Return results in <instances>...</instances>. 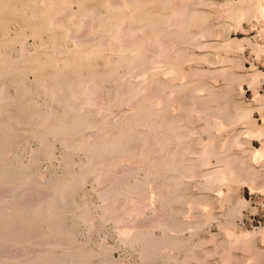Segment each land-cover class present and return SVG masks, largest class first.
<instances>
[{"label":"rangeland","instance_id":"obj_1","mask_svg":"<svg viewBox=\"0 0 264 264\" xmlns=\"http://www.w3.org/2000/svg\"><path fill=\"white\" fill-rule=\"evenodd\" d=\"M128 1L0 0V264H264V0ZM122 22L135 42L127 51L113 43ZM103 39L110 43L102 47ZM158 39L170 56L156 65ZM92 80L101 91L88 103ZM160 86L173 102L155 103ZM205 112L215 116L209 124ZM2 119L10 120L5 127ZM212 119L225 127H213ZM173 120L183 129L164 126L169 140L160 142L159 126ZM200 143L216 150L209 164ZM174 154L185 157L182 164ZM224 156L233 177L222 173L223 182H210L207 172L229 164L222 165ZM187 165L198 175L182 177ZM10 188L20 197L13 199Z\"/></svg>","mask_w":264,"mask_h":264},{"label":"bare ground","instance_id":"obj_2","mask_svg":"<svg viewBox=\"0 0 264 264\" xmlns=\"http://www.w3.org/2000/svg\"><path fill=\"white\" fill-rule=\"evenodd\" d=\"M129 1H130V0H129ZM129 1H128V2H129ZM176 1H177V0H176ZM185 1H186V0H185ZM190 1H191V0H190ZM199 1H200V0H199ZM203 1H204V0H203ZM261 1H262V0H261ZM115 2H116V1H115ZM115 2H114V3H115ZM186 2H188V1H186ZM191 2H192V1H191ZM42 3H43V2H42ZM42 3H41V4H42ZM119 3H120V2H119ZM44 4H45V3H44ZM52 4H53V3H52ZM55 4H56V3H55ZM69 4H70V3H69ZM127 4H128V3H127ZM180 4H182V3H180ZM190 4H191V3H190ZM190 4H189V5H190ZM258 4H259V3H258ZM66 5H67V4H66ZM111 5H113V3H111ZM172 5H173V4H172ZM184 5H185V4H183V6H184ZM108 6H109V5H108ZM119 6H120V5H119ZM186 6H187V5H186ZM180 7H181V6H180ZM180 7L177 9V10H179V12L182 11V10L180 11ZM260 7H261V6H260ZM181 8H183V7H181ZM184 8H185V6H184ZM172 9H173V8H172ZM186 9L188 10V8H186ZM189 9H190V8H189ZM242 9H243V8H242ZM177 10H176V11H177ZM238 10H239V9H238ZM177 12H178V11H177ZM179 12H178V13H179ZM239 12H241V11H239ZM242 12H243V11H242ZM92 13H93V12H92ZM174 13H175V12H174ZM185 13H186V12H184V14H185ZM65 14H66V13H65ZM181 14H182V13H181ZM66 15H67V14H66ZM96 15H97V13H96ZM174 15L176 16V14H174ZM182 15H183V14H182ZM236 15H237V14H236ZM90 16H91V15H90ZM177 16L180 17V14L177 15ZM183 16H184V15H183ZM183 16H181V17H183ZM185 16H186V15H185ZM185 16H184V17H185ZM247 16H248V15H247ZM133 17H134V16H133ZM179 17H176V18H179ZM176 18H175V19H176ZM91 19H92V18H91ZM175 19H174V20H175ZM181 19H182V18H181ZM186 19H187V18H186ZM238 19H239V18H238ZM61 20H62V19H61ZM73 20H74V19H73ZM76 20H77V19H76ZM87 20H88V19H87ZM182 20H183V19H182ZM54 21H55V20H54ZM54 21H53V23H54ZM170 21H171V20H170ZM172 21H173V19H172ZM175 21H176V20H175ZM177 21H178V19H177ZM183 21H185V20H183ZM183 21H182V22H183ZM72 22H73V21H72ZM83 22H84V21H83ZM173 22H174V21H173ZM185 22H186V21H185ZM176 23H178V22H176ZM51 24H52V23H51ZM171 24H172V23H171ZM171 24H170V25H171ZM178 24H179V23H178ZM126 25H127V24H126ZM126 25H125V26H126ZM168 25H169V24H168ZM168 25H167V26H168ZM172 25H173V24H172ZM81 26H82V25H81ZM123 26H124V22L119 23V24H117V25L115 26V27H116L115 29H116V32H117V33L115 34V38L113 37V38H114V42H113V43H119V44L122 43L123 45L121 44V46H124V47H121V50H123V51H127V50H129V48L132 46V45H131V42H132V44H133V43L135 44V42L132 41V40H133V37H132V40H129V39H131L130 36H129V39L126 38V36H125V34H124L125 30H123L124 32L122 31V29L125 28V27L123 28ZM177 26H178V25H177ZM194 26H196V24H194ZM86 27H87V24H86ZM126 27H127V26H126ZM180 27H181V26H180ZM180 27H179V28H180ZM168 28H169V27H168ZM170 28H171V27H170ZM181 28H182V27H181ZM194 28H195V27H194ZM125 29H126V28H125ZM176 29H177V27H176ZM155 30H156V29H155ZM199 30H200V29H199ZM84 31H85V30H84ZM147 31H148V30H147ZM80 32H82V31H80ZM86 32H87V30H86ZM162 32H163V31H162ZM83 33H84V32H83ZM204 34H205V33H204ZM87 35H88V34H87ZM138 35H139V34H138ZM88 36H89V35H88ZM133 36H134V35H133ZM163 36H164V35H163ZM197 36H198V35H197ZM199 36H200V35H199ZM203 36H204V35H203ZM127 37H128V36H127ZM135 37H136V36H135ZM159 37H161V36H159ZM204 37H205V36H204ZM72 38H74V37H72ZM81 38H83V37H81ZM136 38H138V37H136ZM136 38H134V39H136ZM193 38H194V37H193ZM196 38H197V37L195 36V39H196ZM206 38H207V37H206ZM212 38H213V37H212ZM78 39H79L78 42L82 44V41H83V40H80V38H78ZM88 39H89V38H88ZM88 39H87V41H89ZM104 39H105V38H104ZM104 39L102 40L103 43H104V44H102V47H103V45L105 46V43H106V45H107V41H106V40H108V39H106L105 42H104ZM142 39H143V38H142ZM156 39H157V38H156ZM156 39H155V40H156ZM160 39L163 40L164 38L162 37V38H160ZM170 39H172V38H170ZM198 39H199V38H198ZM209 39H210V38H209ZM75 40H77V36L75 37ZM139 40H140V39H139ZM214 40H215V39H214ZM85 41H86V39H85ZM90 41H91V39H90ZM102 41H101V42H102ZM108 41H109L108 43H110V40H108ZM130 41H131V42H130ZM156 41H157V40H156ZM160 41H161V40H160ZM160 41H159V39H158V42H160ZM165 41H166V40L164 39V41H163L164 44H166ZM173 41H174V40H173ZM193 41H194V39H193ZM198 41H199V40H198ZM78 42H77V43H78ZM93 42H94V41H93ZM143 42H144V41H143ZM166 42H168V40H167ZM174 42H175V41H174ZM176 42H177V41H176ZM85 43H86V42H85ZM156 43H157V42H156ZM177 43H178V42H177ZM225 43H226V42H225ZM74 44H75V43H74ZM83 44H84V41H83ZM88 44H89V43H88ZM136 44H137V43H136ZM160 44H161L160 49L162 48V50H160L161 53H157V54H159V55H158V57H155V58L153 59L154 61H153L152 63H155V64H156L157 61L160 60V62H161V60H163V59L165 60V59H167V57L170 56V54H169V56H168V54H167V51H168L167 48H168V47H167V48H166V47H163V46H162V44H163L162 42H160V43L158 44V46H159ZM164 44H163V45H164ZM167 44H168V43H167ZM167 44H166V45H167ZM191 44L193 45V43H191ZM195 44H196V43H195ZM198 44H199V43H198ZM98 45H99V44H98ZM111 45H112V44H111ZM128 45H131V46H128ZM139 45H140V44H139ZM188 45H189V44H188ZM127 46H128V47H127ZM133 46H134V45H133ZM133 46H132V47H133ZM110 47H111V46H110ZM212 47H213V46H212ZM140 48H141V47H140ZM198 48H199V47H198ZM209 49H210V48H209ZM94 50H95V49H94ZM78 51H79V50H78ZM80 51H82V50H80ZM123 51H122V52H123ZM136 51H137V50H136ZM141 51L143 52L142 49H141ZM145 51H146V50H145ZM145 51H144V52H145ZM76 52H77V51H76ZM82 52L84 53V49H83ZM82 52H81V53H82ZM94 52H95V51H94ZM98 52H99V51H98ZM98 52H97V53H98ZM106 52H107V51H106ZM138 52H139V54L142 53V52H140V50H138ZM138 52H137V53H138ZM144 52H143V53H144ZM177 52H179V51H177ZM181 52H182V51H181ZM22 53H25V52H22ZM22 53H21V54H22ZM70 53H71V52H70ZM73 53H75V52H73ZM79 53H80V52H79ZM81 53H80V54H81ZM83 53H82V54H83ZM85 53H86V50H85ZM101 53H102V52H101ZM120 53H121V52H120ZM133 53H135V52H133ZM147 53H148V52H147ZM90 54H91V53H90ZM98 54H100V53H98ZM102 54H103V53H102ZM124 54H125V53H124ZM174 54H175V53H174ZM176 54H177V53H176ZM193 54H194V53H193ZM142 55H143V54H142ZM142 55L140 54V56H142ZM178 55H179V54H178ZM180 55H181V54H180ZM125 56H126V55H125ZM132 56H133V55H132ZM204 56H205V55H204ZM52 57H53V56H52ZM144 57H145V56H144ZM202 57H203V56H202ZM112 58H113V57H112ZM144 59H145V58H144ZM168 59H169V58H168ZM170 59H171V58H170ZM196 59H197V58H196ZM202 59H203V58H202ZM120 60H121V59H120ZM164 60H163V62H166V61H164ZM180 60H181V59H180ZM204 60H205V59H204ZM206 60H207V59H206ZM206 60H205V61H206ZM209 60H210V59H209ZM108 61H109V60H108ZM110 61H113V60L111 59ZM151 61H152V60H151ZM151 61H150V62H151ZM202 61H203V60H202ZM205 61H204V62H205ZM117 62H118V61H117ZM168 62H169V61H167V63H168ZM175 62H176V61H175ZM212 62H213V61H212ZM216 62H217V61H216ZM173 63H174V61H173ZM173 63H172V64H173ZM189 63H190V62H189ZM117 64H119V63H117ZM169 64H170V63H169ZM169 64H168V65H169ZM135 65H136V63H135ZM151 65H153V64H151ZM156 65H157V64H156ZM171 67H172V66H171ZM162 68H163V67H162ZM157 69H158V67H157ZM159 69H161V68H159ZM174 69H175V68H174ZM176 70H177V69H176ZM136 71H137V70H136ZM156 71H157V70H156ZM163 71H164V70H163ZM189 71H190V70H189ZM150 72H152V71H150ZM158 72H159V71H158ZM161 72H162V70H161ZM179 72H180V71H179ZM219 72H220V71H219ZM26 73H27V71H26ZM170 73H173V71H171ZM177 73H178V72H177ZM132 74H134V73L132 72ZM146 74H147V73H146ZM156 74H157V72H156ZM165 74H166V73H165ZM167 74H168V73H167ZM167 74H166V75H167ZM175 74H176V72H175ZM186 74H187V73H186ZM254 74H255V73H254ZM172 75L175 76L174 73H173ZM187 75H188V77H189V74H187ZM255 75H256V74H255ZM66 76H67V75H66ZM142 76H143V75H142ZM164 76H165V75H164ZM169 76H170V75H169ZM176 76H177L178 78L180 77V75L178 76L177 74H176ZM176 76H175L174 78H176ZM182 76H183V75H182ZM197 76H198V75H197ZM199 76H200V75H199ZM199 76H198V77H199ZM207 76H208V75H207ZM256 76H257V75H256ZM256 76H254V79H255ZM190 77H191V76H190ZM201 77H202V76H201ZM252 77H253V76H252ZM257 77H259V75H258ZM166 78H167V77H166ZM180 78H181V77H180ZM180 78H179V79H180ZM185 79H186V75H185ZM212 79H213V78H212ZM254 79H253V81H254ZM143 80H144V79H143ZM167 80H168V79H167ZM171 80H172V79H171ZM174 80H175V79H174ZM233 80H234V79H233ZM249 80H250V79H249ZM256 80H257V79H256ZM23 81H24V80H23ZM92 81H93L94 83H93ZM92 81H91V84L93 83L94 86H93V85H92V86H89V84H90L89 82H88V83H89V84H88L89 87L87 86V93H88L89 95H93V97L90 96L91 99L88 97V98H89V102H88V103H90V102L92 103V99L95 101V100L98 98V96H97V98H96L95 96L98 94V92L100 93V91H101V90H100L101 85H100L99 83L97 84L94 80H92ZM146 81H147V80H146ZM146 81H145V83H146ZM168 81H169V80H168ZM177 82H178V80H177ZM254 82H255V81H254ZM145 83H144V84H145ZM172 83H174V82H172ZM251 83H253V82H251ZM91 84H90V85H91ZM130 84H131V83H130ZM186 84H188V83H186ZM95 85H96V86H97V85L100 86L99 89L96 88ZM133 85H134V84H133ZM145 85H146V84H145ZM197 85H198V84H197ZM197 85H196V86H197ZM71 86H72V85H71ZM152 86H153V85H152ZM154 86H155V85H154ZM203 86L206 87L207 85H203ZM85 87H86V86H85ZM85 87H84V89L86 90ZM141 87H142V86H140V88H141ZM165 87H166V86H165ZM165 87L160 86V88L158 89L159 92H160V94H159V95H160V97H159L160 99H158L157 101L154 100L155 103H156V102L158 103V101H161V102H164V103H165L167 100L170 101V102H171V101L173 102L172 99L169 100L170 96H167V93H166V91L164 90ZM182 87H183V86H182ZM50 88H51V87H50ZM52 88H53V87H52ZM140 88H139V89H140ZM153 88H154V87H153ZM155 88H158V86L155 87ZM175 88H176V87H175ZM179 88H180V86H179ZM193 88H194V87H192V90L194 91ZM203 88H204V87H203ZM4 89H5V88H4ZM4 89H3V90H4ZM97 89H98V92H97ZM141 89H142V88H141ZM143 89H144V88H143ZM151 89H152V88H151ZM169 89H170V88H169ZM180 89H181V88H180ZM195 89H196V87H195ZM200 89H201V87L199 88V91H200ZM158 90H157V91H158ZM201 90H202V89H201ZM203 90H204V89H203ZM205 90H206V88H205ZM205 90H204V91H205ZM207 90H208V88H207ZM209 90H210V89H209ZM209 90H208V91H209ZM211 90H212V89H211ZM211 90H210V92H211ZM155 91H156V90H155ZM176 91H177V90H176ZM185 91H186V90H185ZM195 91H196V90H195ZM2 92H3V91H2ZM2 92H1V93H2ZM96 92H97V93H96ZM142 92H144V91H142ZM145 92H146V89H145ZM164 92H165V93H164ZM167 92H168V91H167ZM74 93H75V92H74ZM95 93H96V94H95ZM117 93H118V92H117ZM147 93H148V91H147ZM161 93H163V94H161ZM173 93H174V92H173ZM196 93H197V92H196ZM198 93H199V92H198ZM206 93H207V92H206ZM2 94H3V93H2ZM4 94H6V93H4ZM53 94H54V93H53ZM72 94H73V93H72ZM121 94H122V93H121ZM140 94H141V93H140ZM152 94H153V93H152ZM157 94H158V93H157ZM165 94H166V95H165ZM171 94H172V93H171ZM174 94H175V93H174ZM73 95H74V94H73ZM94 95H95V96H94ZM98 95H99V94H98ZM101 95H102V94H101ZM154 95H155V94H154ZM192 95H195V94H192ZM99 96H100V95H99ZM147 96H148V95H147ZM165 96H167V97H165ZM187 96H188V95H187ZM190 96H191V95H190ZM209 96H210V95H209ZM211 96H213V95H211ZM211 96H210V97H211ZM94 97H95V98H94ZM137 97H138V96H137ZM154 97H155V96H154ZM168 97H169V98H168ZM171 97H172V95H171ZM193 97H194V96H192L191 98H193ZM195 97L197 98V96H195ZM195 97H194V98H195ZM200 97H201V96H200ZM1 98H2V97H0V99H1ZM3 98H4V96H3ZM5 98H6V97H5ZM73 98H74V97H73ZM75 98H76V97H75ZM140 98H141V97H140ZM157 98H158V97H157ZM184 98H185V97H184ZM188 98H189V97H188ZM194 98H193V99H194ZM203 98H204V97H203ZM55 99H56V98H55ZM85 99H86V98H85ZM155 99H156V98H155ZM161 99H163V101H162ZM193 99H192V100H193ZM11 100H12V99H11ZM98 100H99V99H98ZM142 100H143V99H142ZM149 100H150V99H149ZM192 100H191V101H192ZM194 100H197V99H194ZM199 100L202 101L203 99H199ZM78 101H79V100H78ZM154 101H153V102H154ZM168 101H167V102H168ZM203 101H205V99H204ZM4 102H5V101H4ZM60 102H61V101H60ZM99 102H100V101H99ZM130 102H131V101H130ZM133 102H134V100H133ZM161 102H160V103H161ZM194 102H195V103H198V100H197V101H194ZM78 103H79V102H78ZM84 103H85V102H84ZM88 103H87V104L85 103V104L88 105ZM96 103H98V101H97ZM134 103H135V102H134ZM174 103H175V102H174ZM204 103H205V102H204ZM204 103L202 102V103H200V104H204ZM207 103H208V102H207ZM207 103H205V104H207ZM76 104H77V103H76ZM76 104H73V105L71 104L72 106H70V105H69V106H70V108L73 110L74 108H76ZM85 104H84V106H85ZM131 104H132V103H131ZM145 104H146V103H145ZM152 104H153V103H151V106H152ZM181 104H182V103H181ZM95 105H96V104H95ZM95 105H94V106H95ZM97 105H98V104H97ZM135 105H136V104H135ZM135 105H134V106H135ZM161 105H162V104H161ZM183 105H184V104H183ZM194 105H195V104H194ZM208 105H209V104H208ZM82 106H83V105H82ZM91 106H93V105H91ZM101 106H102V105H101ZM128 106H129V105H128ZM131 106H132V105H131ZM138 106H139V105H138ZM151 106H150V107H151ZM0 107H1V106H0ZM153 107H154V105H153ZM153 107H152V108H153ZM159 107H160V106H159ZM162 107H163V106H162ZM179 107H180V106H179ZM183 107H184V106H183ZM47 108H49V107H47ZM135 108H136V107H135ZM145 108H146V107H145ZM160 108H161V107H160ZM192 108H193V107H192ZM192 108H191V109H192ZM210 108H211V107H210ZM210 108H209V109H210ZM100 109H101V108H100ZM102 109H103V107H102ZM105 109H106V108H105ZM105 109H104V110H105ZM123 109H125V108H123ZM129 109H130V108H129ZM153 109H155V108H153ZM157 109H158V107H157ZM162 109H163V108H162ZM179 109H181V108H179ZM188 109H189V108H187V110H188ZM204 109H205V108H204ZM51 110H52V108H51ZM106 110L108 111V109H106ZM158 110H160V109H158ZM158 110H157V111H158ZM184 110H185V108H184ZM198 110H199V108H198ZM200 110H201V109H200ZM207 110H208V107H207V109H206L205 111H207ZM46 111H47V110H46ZM53 111H54V110H53ZM127 111H128V110H127ZM129 111H130V110H129ZM131 111H132V110H131ZM154 111H155V110H154ZM167 111H168V110H167ZM188 111H189V110H188ZM191 111L194 112V110H190V114H191ZM203 111H204V110H203ZM210 111H212V110H210ZM11 112H12V111H11ZM110 112H111V111H110ZM122 112H123V111H122ZM122 112H121V114H122ZM160 112L162 113L163 111L160 110L159 113H160ZM195 112H197V111H195ZM200 112H201V111H200ZM221 112H222V111H221ZM6 113H7V112H6ZM52 113H53V112H52ZM164 113H165V112H164ZM188 113H189V112H188ZM197 113H198V112H197ZM205 113H206V112H205ZM205 113H203V114H205ZM207 113H208V112H207ZM207 113H206V115H205L206 117L209 115V114H207ZM209 113L211 114L212 112H209ZM10 114H11V113H10ZM165 114H166V113H165ZM165 114H164V115H165ZM167 114H168V113H167ZM190 114H189V115H190ZM198 114H199V113H198ZM213 114H214V113H213ZM215 114L217 115V114H219V112H217V113H215ZM215 114H214V115H215ZM1 115H2V114H1ZM155 115H156V114H154V116H155ZM157 115H159V114H157ZM157 115H156V116H157ZM162 115H163V113H162ZM191 115H192V114H191ZM242 115H243V114H240L241 117H243ZM5 116H6V115H5ZM156 116H155L154 118L157 119ZM160 116H161V115H159L158 117H160ZM203 116H204V115H203ZM203 116H202V117H203ZM205 116H204V118H205ZM209 116H210V115H209ZM217 116H220V114L217 115ZM12 117H13V116H12ZM116 117H117V116H116ZM116 117H114V118H116ZM211 117H212V118H213V117L215 118V116H213V115H211ZM211 117H210V118H211ZM249 117H250V116H249ZM150 118H151V117H150ZM150 118H149V119H150ZM204 118H203V119H204ZM210 118L208 119V117H207L206 121H208V120L210 121V120H211ZM224 118H225V117H224ZM237 118H240V117L237 115L234 119H237ZM243 118H244V117H243ZM246 118H247V117H246ZM9 119H10V118H9ZM9 119H8L7 121H10ZM11 119H12V118H11ZM216 119H217V118H216ZM220 119H221V118H220ZM220 119H219V120H220ZM222 119H223V118H222ZM241 119H242V118H241ZM241 119H240V120H241ZM2 120L4 121V120H6V119H2ZM150 120H151V119H150ZM175 120H177V118H176ZM189 120H190V119H189ZM201 120H202V119H201ZM213 120H214V119H212V121H213ZM228 120H233V119H228ZM244 120H245V119H244ZM7 121H6V122L4 121V122L2 123V124L4 125V127H5V124H7ZM46 121H47V120H46ZM54 121H55V120H54ZM107 121H109V120H107ZM118 121H119V120H118ZM128 121H129V120H128ZM167 121H169V120H167ZM170 121H171V120H170ZM182 121H183V120H182ZM182 121H181V122H182ZM203 121H204V120H203ZM221 121H222V120H221ZM221 121H216V120H214L213 122H215V123H214V125L212 124L213 127H218L217 129H219V128H221V127H222V128L225 127V125L223 124L225 121L223 120L224 122H222V123H221ZM238 121H239V120H238ZM173 122H174V123H171V122H170L171 124L168 123L169 125H168V124H167V125H163L162 123H159V124H162L161 126H159L160 129H159L158 126L156 125V126H157L156 128L159 129V130H158V129H156V130H158V132L160 133L159 135H160V137H161V138H160V142H161V140H162V141H163V140H164V141H167V139H168V138L165 139V138L167 137V134H165V133L163 132L164 129H165L164 126H167V128H168V129L166 128L167 130H175V131H176V130L178 129V132H180V129H181V128L183 129V126H179L178 124H176V123H177L176 121L173 120ZM183 122H184V121H183ZM4 123H5V124H4ZM22 123H24V122L22 121ZM106 123H107V122H106ZM108 123H109V122H108ZM164 123H165V122H164ZM178 123H180V122L178 121ZM205 123H206V122H205ZM207 123L209 124V123H211V121H210V122H207ZM235 123H236V121H235ZM2 124H1V125H2ZM104 124H105V123H104ZM188 124H189V123H188ZM222 124H223L224 126H223ZM233 124H234V123H233ZM26 125H27V124H26ZM125 125H126V124H125ZM181 125H183V124H181ZM230 125H231V124H230ZM6 126H7V125H6ZM141 126H142V125H141ZM228 126H229V125H227L226 127H228ZM1 127H2V126H1ZM180 127H181V128H180ZM202 127H203V126H202ZM211 127H212V126H211ZM88 128H90V127H88ZM2 129H3V127H2ZM188 129H190V128H188ZM203 129H204V128H203ZM217 129H216V130H217ZM88 130H89V129H88ZM190 130H193V129H190ZM190 130H189V131H190ZM221 130H222V129H221ZM1 131H2V130H1V128H0V132H1ZM99 131H100V130H99ZM127 131H128V130H127ZM148 131H149V130H148ZM165 131H166V130H165ZM175 131H174V133H175ZM189 131H188V132H189ZM24 132H25V131H24ZM96 132H97V130H96ZM158 132H157V133H158ZM166 132H167V131H166ZM190 132H191V131H190ZM192 132H196V130H195V131H192ZM192 132H191V133H192ZM197 132H198V131H197ZM2 133H4V132L2 131ZM216 133H217V131H216ZM94 134H95V133H94ZM101 134H102V133H101ZM101 134H100V135H101ZM105 134H106V133H105ZM105 134H104V135H105ZM143 134H145V133H143ZM87 135H88V134H87ZM89 135H90V133H89ZM89 135H88V136H89ZM95 135H96V134H95ZM106 135H107V134H106ZM106 135H105V136H106ZM141 135H142V134H141ZM153 135H154V134H153ZM175 135H178V133H176ZM181 135H182V134H181ZM1 136H2V135H1ZM146 136H149V135H146ZM146 136H145V137H146ZM182 136H183V135H182ZM189 136H190V135H189ZM189 136H188V138H189ZM207 136H208V135H207ZM93 137H94V135H93ZM142 137H143V136H142ZM155 137H156L157 139L159 138L158 136H155ZM175 137H176V136H175ZM178 137L180 138L181 136H177V138H178ZM186 137H187V136H186ZM227 137H228V136H227ZM229 137H230V136H229ZM91 138H92V137H91ZM127 138H128V137H127ZM182 138H185V136H183ZM182 138H181V139H182ZM147 139H148V138H147ZM181 139H180V140H181ZM200 139H201V138H200ZM65 140H66V139H65ZM168 140H169V139H168ZM180 140H179V141H180ZM186 140H187V139H186ZM3 141H4V140H3ZM70 141H71V140H70ZM82 141H83V140H82ZM164 141H163V142H164ZM170 141H171V140H170ZM172 141H173V138H172ZM174 141H175V140H174ZM182 141H183V140H182ZM184 141H185V140H184ZM199 141H200V140H199ZM206 141H207V140H206ZM210 141H212V139H211ZM225 141H227V140H225ZM64 142H65V141H64ZM66 142H67V141H66ZM66 142H65V143H66ZM142 142H143V141H142ZM176 142H177V141H176ZM180 142H181V141H180ZM223 142H224V141H223ZM1 143H2V142H1ZM67 143H68V142H67ZM128 143H129V142H128ZM164 143H165V142H164ZM209 143H210V142H209ZM209 143H208V144H209ZM3 144H4V143H3ZM44 144H45V143H44ZM110 144H111V143H110ZM110 144H109V145H110ZM121 144H122V143H121ZM156 144H157V143H156ZM181 144H183V142H182ZM200 144H201V143H200ZM211 144H212V143H211ZM70 145H71V144H70ZM145 145H146V144H145ZM159 145L161 146V144H159ZM178 145H179V144H178ZM188 145H189V144H188ZM201 145H202V146H205V145H206L205 148L203 147L204 150H203V151H202V150L200 151V152H202V153H201V156L203 155V157H200V158H202L203 161H206L207 159H209V157H210L211 155H212V156L215 155V151H216V150L214 151V149H215L214 147H212V146H211V147L208 146L207 143H206L205 145H204V144H201ZM209 145H210V144H209ZM212 145H213V144H212ZM71 146H72V145H71ZM119 146H120V145H119ZM146 146H147V145H146ZM146 146H144V147H146ZM166 146H167V144H166ZM108 147H110V146H108ZM111 147L113 148L112 145H111ZM133 147H134V146H133ZM141 147H143V146L141 145ZM162 147H163V146H162ZM7 148H8V147H7ZM114 148H115V147H114ZM126 148H127V147H126ZM137 148H138V147H137ZM147 148H148V147H147ZM186 148H187V147H186ZM186 148H185V149H186ZM213 148H214V149H213ZM101 149H102V148H101ZM110 149H111V148H110ZM116 149H117V148H116ZM134 149H135V148H134ZM141 149H142V148H140V150H141ZM143 149H144V148H143ZM143 149H142V150H143ZM161 149H162V148H160V150H161ZM9 150H10V149H9ZM122 150H123V149H122ZM172 150H173V149H172ZM176 150H178V149H176ZM186 150H187V149H186ZM188 150H189V152H190V151H192L193 149H192V150L188 149ZM10 151H11V150H10ZM108 151H109V150H108ZM127 151H128V150H127ZM150 151H151V150H150ZM168 151H169V150H168ZM255 151H256V150H255ZM125 152H126V151H125ZM139 152H140V151H139ZM145 152H146V151H145ZM174 152L176 153V151H174ZM174 152H172V153H174ZM181 152L184 153L183 151H181ZM185 152H186V151H185ZM187 152H188V151H187ZM193 152H194V150H193ZM155 153H156V152H155ZM190 153H191V152H190ZM190 153H189V154H190ZM194 153H195V152H194ZM255 153H257V154L259 155V154H261V151H260V150H259V151L257 150ZM262 153H264V152H262ZM178 154H180L179 151H177V154H176V155H178ZM199 154H200V153H199ZM217 154H218V153H217ZM221 154H222V152H221L219 155H221ZM162 155H163V154H162ZM170 155H171V154H170ZM176 155L174 154V159H175V160H176V158H175ZM181 155H183V154H181ZM187 155H188V153H187ZM219 155H218V157H219ZM222 155H223V154H222ZM166 156H167V155H166ZM166 156H165V157H166ZM171 156H173V155H171ZM178 156H179V155H178ZM184 156H185V155H184ZM215 156H216V155H215ZM215 156H214V157H215ZM261 156H262V154H261ZM263 156H264V154H263ZM119 158H120V157H119ZM184 158H185V157L181 158V159H183V160L178 159V160H176V161H177L178 163H181V164H182V161L185 160ZM200 158H199V159H200ZM210 158H211V157H210ZM221 158H225V156H224V157H220V159H221ZM257 158H258V157H257ZM31 159H32V158H31ZM31 159H30V160H31ZM105 159H106V158H105ZM174 159H172L173 163H174ZM215 159H216V158H215ZM228 159H229V158H228ZM30 160H29V161H30ZM34 160H35V159H34ZM37 160H38V159H36V161H37ZM165 160H166V159H165ZM180 160H181V161H180ZM221 160L223 161V159H221ZM225 160H227V159H225ZM94 161H95V160H94ZM94 161H93V162H94ZM114 161H116V160H114ZM114 161H113V162H114ZM169 161H171V159H170ZM169 161H168V162H169ZM172 161L170 162V164L172 163ZM31 162H33V161L31 160ZM90 162H91V161H90ZM118 162H119V161H118ZM177 162H176V163H177ZM194 162H195V161H194ZM209 162H210V159H209V161H208V164H209ZM220 162H221V161H220ZM229 162H231V161L228 160L227 162H226V161H225V162L223 161V162H221V163H222V165H223V163H225V164L227 163V164H228ZM99 163H100V162H99ZM103 163H104V162H103ZM108 163H109V161H108ZM111 163H112V162H111ZM116 163H117V161H116ZM116 163H115L114 165H116ZM133 163H134V162H133ZM88 164H89V163H88ZM88 164H87V165H88ZM92 164H95V163H92ZM97 164H98V163H97ZM97 164H96V166H97ZM106 164H107V163H106ZM106 164H105V165H106ZM109 164H110V163H109ZM120 164H121V162H120ZM122 164H123V163H122ZM128 164H130V163H128ZM166 164H168V163H166ZM170 164H168V165H170ZM203 164H204V165L206 164V166H207V163L204 162ZM212 164H213V163H212ZM225 164H224V165H225ZM227 164H226V165H227ZM98 165H99V164H98ZM101 165L103 166L102 163H101ZM110 165H111V164H110ZM110 165H109V166H110ZM229 165H230V163L227 165V167L224 166L226 171H224V167H223V168L221 167L222 171H224V172L220 171V169H218V168H216V169H218V171H215V172H214L213 169H212L213 173H212V172H207L206 174L210 173L209 175H210V176H213V177L209 178L208 180H210V182H211V181H212V182H218V181L221 179V177H222V176H221L222 173L225 175V174H228L229 171H231L230 167L228 168ZM102 166H101V167H102ZM126 166H127V165H126ZM192 166H193V165H192ZM199 166H200V165H199ZM94 167H95V165H94ZM98 167H99V166H98ZM111 167H112V166H111ZM114 167H115V166H114ZM114 167H113V168H114ZM136 167H137V166H136ZM139 167H140V166H139ZM201 167H202V166H201ZM95 168H96V167H95ZM95 168H94V170H95ZM108 168H109V167H108ZM113 168H112V169H113ZM140 168H141V167H140ZM148 168H149V167H148ZM177 168L180 169L181 166H180V167L178 166ZM202 168H203V167H202ZM202 168H201V170L199 169V170L201 171V173H202V170H203ZM204 168H205V167H204ZM226 168H228L229 170L227 171ZM231 168H232V167H231ZM97 169H98L97 171L100 170L99 168H97ZM104 169H105V168H103V171H104ZM112 169H111V170H112ZM216 169H215V170H216ZM109 170H110V169H109ZM175 170H176V169H175ZM207 170H208V169H207ZM106 171H108V169H107ZM112 171H113V170H112ZM115 171H116V170H115ZM125 171H126V170H125ZM125 171H124V172H125ZM181 171H182V173H183V174L180 173V174L182 175V177H185V178H186V176H188V175H189V176H191V175H195L196 168H195V167H189V166L187 165L186 167H185V166H182V169H180V172H181ZM197 171H198V170H197ZM208 171H209V170H208ZM234 171H235V170H234ZM99 172H101V171H99ZM116 172H117V171H116ZM122 172H123V170H122ZM122 172H121V173H122ZM132 172H133V171H132ZM176 172H179V170L176 171ZM203 172H204V171H203ZM219 172H220V174H219ZM235 172H236V171H235ZM147 173H148V172H147ZM187 173H188V175H187ZM193 173H194V174H193ZM231 173H232V174H231ZM231 173L228 174V175L233 177V173H234V172H231ZM100 174H101V173H100ZM105 174H106V173H105ZM139 174H140V173H139ZM190 174H191V175H190ZM196 174H197V173H196ZM206 174H204V175H206ZM212 174H214V175H212ZM108 175H109V174H108ZM111 175H113V174H111ZM183 175H184V176H183ZM197 175H198V174H197ZM197 175H195V176H197ZM209 175H207V176H209ZM105 176H106V175H105ZM207 176H206V177H207ZM210 176H209V177H210ZM100 177L102 178V176H100ZM107 177H108V176H107ZM124 177H125V176H124ZM124 177H123V178H124ZM149 177H150V176H149ZM206 177H205V178H206ZM224 177H226V176H223V177H222V179H221L222 182L224 181V180H223ZM126 178H127V177H126ZM153 178H154V177H153ZM192 178H193V177H192ZM212 178H213V179H212ZM32 179H33V178H32ZM32 179H31V180H32ZM232 179H233V178H232ZM27 180H28V178H27ZM105 180H108V179H105ZM114 180H115V179H114ZM114 180H113V182H114ZM116 180H117V179H116ZM121 180L123 181L124 179H121ZM121 180H120V181H121ZM126 180H127V179H126ZM135 180H136V179H135ZM164 180H165V179H164ZM171 180H172V179H171ZM200 180H201V179H200ZM229 180H230V179H229ZM24 181H25V180H24ZM29 181H30V180H29ZM32 181H33V180H32ZM32 181H31V182H32ZM35 181H36V180H35ZM118 181H119V180H118ZM124 181H125V180H124ZM151 181H152V180H151ZM226 181H227V179H226ZM231 181H233V180H231ZM235 181H236V180H235ZM31 182H30V183H31ZM97 182H98V181H97ZM208 182H209V181H208ZM219 182H220V181H219ZM222 182H221V183H222ZM227 182H229V181H227ZM35 183H37V182H35ZM38 183H39V182H38ZM103 183H104V181H103ZM103 183H102V184H103ZM125 183H126V182H125ZM132 183H133V182H132ZM175 183H176V182H175ZM194 183H195V182H194ZM28 184H29V183H28ZM104 184H105V183H104ZM136 184H137V183H136ZM142 184H143V183H142ZM144 184H145V183H144ZM152 184H153V183H152ZM177 184H178V183H177ZM226 184H227V183H226ZM24 185H25V184H23V186H24ZM42 185H43V184H42ZM111 185H112V184H111ZM113 185H114V184H113ZM113 185H112V186H113ZM121 185H122V184H121ZM121 185H120V186H121ZM126 185H127V184H126ZM157 185H158V184H157ZM26 186H27V185H26ZM34 186H35V185H34ZM107 186H108V185H107ZM107 186H106V187H107ZM134 186H135V185H134ZM222 186H223V185H222ZM9 187H11V186H9ZM24 187H25V186H24ZM30 187H31V186H30ZM66 187H67V186H66ZM117 187H118V185H117ZM136 187H137V186H136ZM142 187H143V186H142ZM142 187H141V189H142ZM148 187H149V186H148ZM168 187H170V186L168 185ZM179 187H180V186H179ZM22 188H23V187H22ZM32 188H33V186H32ZM102 188H103V187H102ZM119 188H120V187H119ZM128 188H129V187H128ZM131 188H132V187H131ZM137 188H138V187H137ZM143 188H144V187H143ZM204 188H205V187H204ZM26 189H28V188H26ZM45 189H46V188H45ZM107 189H108V188H107ZM132 189H133V188H132ZM134 189H135V188H134ZM138 189H139V188H138ZM148 189H149V188H148ZM168 189H169V188H167V190H168ZM15 190H16V189H15ZM15 190L12 189V188H10V189H8V192L12 195V198L16 200V197H17V196L20 197V196H19L20 194L18 195V193H16L17 190H16V191H15ZM33 190H34V189H33ZM67 190H68V189H67ZM103 190H104V189H103ZM114 190L117 191L116 187H115ZM121 190H122V189H121ZM4 191H5V194L3 193V191H1V193H3L2 195H3V196H7V195H8V194H6V191H7V190L4 189ZM45 191H46V190H45ZM65 191H66V190H65ZM106 191H107V190H106ZM106 191H105V194H107V196L110 197V195H111V193H112L111 189L109 190V193H110V191H111L110 195H108V193H106ZM129 191H130V189H129ZM129 191H128V196H129ZM134 191H135V190H134ZM141 191H142V190H141ZM147 191H148V190H147ZM156 191H157V188H156ZM218 192H219V191H218ZM21 193H23V191H21ZM119 193H120V191H119ZM163 193H164V191H163ZM36 194H37V193H36ZM47 194H48V193H47ZM64 194H65V193H64ZM112 194H114V193H112ZM124 194H125V191H124ZM24 195H25V194H24ZM38 195H39V194H38ZM42 195H44V194H42ZM42 195H41V196H42ZM48 195H49V194H48ZM60 195H61V194H60ZM66 195H67V194H66ZM68 195H69V194H68ZM131 195H132V194H131ZM138 195H139V194H138ZM146 195H147V194H146ZM156 195H157V194H156ZM176 195H177V194H176ZM0 196H1V195H0ZM8 196H9V195H8ZM21 196H23V194H22ZM26 196H28V195H25V197H26ZM35 196H36V195H35ZM35 196H34V197H35ZM107 196L105 195L106 199H107ZM113 196H114V195H113ZM126 196H127V194H126ZM132 196H133V195H132ZM182 196H183V195H182ZM25 197H24V198H25ZM28 197H29V196H28ZM28 197H27V198H28ZM32 197H33V196H32ZM42 197H43V196H42ZM53 197H54V196H53ZM63 197H64V196H63ZM178 197H179V196H178ZM9 198H10V197H9ZM9 198H8V199H9ZM61 198H62V197H61ZM25 199H26V198H25ZM31 199H32V198H31ZM33 199H34V198H33ZM103 199H104V197H103ZM183 199H184V198H183ZM40 200H41V199H40ZM43 200H44V199H43ZM46 200H47V199H46ZM51 200H52V199H51ZM62 200H63V199H61V201H62ZM64 200H65V199H64ZM104 200H105V199H104ZM104 200H103V201H104ZM132 200H134V199H132ZM158 200H159V199H158ZM170 200H171V199H170ZM177 200H178V199H177ZM27 201H30V200H26V202H27ZM33 201H34V200H33ZM33 201H32V202H33ZM54 201H55L54 203H56V200H54ZM65 201H66V200H65ZM75 201H76V200H75ZM105 201H106V200H105ZM122 201H123V200H122ZM197 201H198V199H197ZM1 202H2V201H1ZM17 202H18V200H17ZM30 202H31V201H30ZM36 202L38 203L37 200H36ZM41 202H42V201H41ZM129 202H130V201H129ZM129 202H128V203H129ZM190 202H191V201H190ZM5 203H6V202H5ZM10 203H11V202H10ZM18 203H19V202H18ZM20 203H21V201H20ZM22 203H25V202H23V200H22ZM27 203H28V202H27ZM27 203H26V204H27ZM62 203H63V201H62ZM64 203H65V202H64ZM104 203H105V202H104ZM109 203H110V202H109ZM114 203H115V202H114ZM125 203H126V202H125ZM125 203H124V205H125ZM133 203H134V202H133ZM142 203H143V202H142ZM196 203H197V202H196ZM203 203H204V202H203ZM11 204H12V203H11ZM13 204H14V203H13ZM42 204H43V202H42ZM71 204H72V203H71ZM131 204H132V203H131ZM135 204H136V203H135ZM147 204H148V203H147ZM147 204L144 203L143 205H144V206H145V205L147 206ZM189 204H190V203H189ZM201 204H202V203H201ZM206 204H207V203H206ZM208 204H209V203H208ZM208 204H207V205H208ZM43 205H44V204H43ZM86 205H87V204H86ZM115 205H116V204H115ZM140 205H141V204H140ZM151 205H152V204H151ZM151 205H149V206H151ZM202 205H203V204H202ZM1 206L3 207V204H2ZM1 206H0V207H1ZM11 206H12V205H11ZM22 206H23V205H22ZM26 206H27V205H26ZM39 206H40V205H39ZM51 206H52V205H51ZM54 206H55V205H54ZM54 206H53V207H54ZM126 206H127V205H126ZM133 206H134V205H133ZM144 206H143V207H144ZM167 206H168V205H167ZM194 206H195V204H194ZM40 207H41V206H40ZM42 207H44V206H42ZM55 207H56V206H55ZM99 207H100V206H99ZM108 207H109V206H108ZM110 207H111V206H110ZM110 207H109V208H110ZM116 207H119V206H116ZM120 207H121V206H120ZM207 207H209V206H207ZM13 208H14V206H13ZM24 208H25V207H24ZM29 208H30V207H29ZM37 208H38V206H37ZM58 208H59V207H58ZM64 208H65V207H64ZM79 208H80V207H79ZM106 208H107V206H106ZM109 208H107L108 210H106V209L104 208V210L110 212V215H113V214L115 213L114 218H115V216L117 217V216L119 215V217L116 218V219L118 220V219L120 218V214H117V213H116L117 209H114L115 206H113L112 209H111V208L109 209ZM124 208H125V207H124ZM130 208H131V206H130ZM139 208H140V207H139ZM149 208H150V207H149ZM149 208H148V209H149ZM195 208H196V207H195ZM5 209H6V208H5ZM39 209H41V208H39ZM122 209H123V208H122ZM128 209H129V207L127 208V210H128ZM136 209H137V208H136ZM136 209H134V210H136ZM143 209H144V208H143ZM145 209H146V208H145ZM183 209H184V208H183ZM196 209H197V208H196ZM200 209H201V208H200ZM0 210H2V209H0ZM22 210H23V209H22ZM109 210H110V211H109ZM130 210H131V209H130ZM149 210H150V209H149ZM176 210H177V209H176ZM52 211H54V210H52ZM106 211H105V213H106ZM120 211H121V210H120ZM120 211L118 210V213H121ZM151 211H152V210H151ZM190 211H191V210H190ZM125 212H126V210H125L123 213H125ZM128 212H130V211H128ZM128 212H127V213H128ZM137 212H138V211H137ZM153 212H154V211H153ZM156 212H157V211H156ZM130 213H131V212H130ZM107 214H108V216H109V213H107ZM138 214H139V212H138ZM171 214H172V213H171ZM205 214H206V213H205ZM2 215H3V214H2ZM89 215L92 216V214H89ZM105 215H106V214H105ZM125 215H126V214H125ZM136 215H137V213H136ZM155 215H156V213H155ZM185 215H186V214H185ZM86 216H87V215H86ZM103 216H104V215H103ZM122 216H123V215H122ZM122 216H121V217H122ZM128 216H130V215H128ZM134 216H135V215H134ZM188 216H189V215H188ZM190 216H191V215H190ZM209 216H210V215H209ZM211 216H212V215H211ZM211 216H210V217H211ZM88 217H89V216H88ZM123 217H124V216H123ZM126 217H127V216H126ZM130 217H131V216H130ZM138 217H140V216H138ZM143 217H144V216H143ZM154 217H155V216H154ZM154 217H153V218H154ZM159 217H160V216H159ZM183 217H184V216H183ZM186 217H187V216H186ZM101 218H103V217L101 216ZM136 218H137V217H136ZM141 218H142V217H141ZM189 218H190V217H189ZM189 218H188V220H189ZM193 218H194V217H193ZM83 219H84V218H83ZM112 219H113V218H112ZM120 219H121V218H120ZM120 219H119V220H120ZM206 219H207V218H206ZM213 219H214V218H213ZM106 220H107V219H106ZM121 220H123V218H122ZM136 220H137V219H136ZM152 220H153V219H152ZM87 221H89V220H87ZM114 221H116V220H114ZM126 221H127V218H126ZM128 221H129V218H128ZM132 221H133V220H132ZM154 221H155V220H154ZM120 222H121V221H119V223H120ZM123 222H124V221H123ZM129 222H130V221H129ZM167 222H168V221H167ZM205 222H206V221H205ZM84 223H85V222H84ZM87 223H88V222H87ZM91 223H92V221H91ZM117 223H118V222H117ZM119 223H118V224H119ZM141 223H142V222H141ZM153 223H154V222H153ZM136 224H137V223H136ZM142 224H143V223H142ZM90 226H91V225H90ZM159 226H161V225H159ZM164 226H165V225H164ZM156 227H157V226H156ZM165 227H166V226H165ZM90 228H91V227H90ZM59 229L61 230L62 228H59ZM142 229H143V228H142ZM144 229H147V227L144 228ZM151 229H152V228H151ZM9 230H10V229H9ZM62 230H63V229H62ZM122 230H123V229H122ZM148 230H150V229H148ZM168 230H169V229H168ZM48 231H49V230H48ZM123 231H124V230H123ZM163 231H164V230H163ZM20 232H21V231H20ZM22 232H23V231H22ZM49 232H50V231H49ZM129 232H131V231H129ZM167 232H168V231H167ZM33 233H34V232H33ZM131 233H132V232H131ZM179 233H180V232H179ZM4 234H5V233H4ZM10 234H11V233H10ZM120 234H121V232H120ZM123 234H124V233H123ZM141 234H143V233H141ZM152 234H153V233H152ZM177 234H178V233H177ZM24 235H25V234H24ZM134 235H135V234H134ZM143 235H144V234H143ZM146 235H147V234H146ZM146 235L143 236V237H144V239H145L146 242H147L148 240H151V238L149 237V236H150L149 234H148L149 236L147 235V237H146ZM1 236H2V235H1ZM64 236H65V235H64ZM128 236H129V235H128ZM129 237H130V236H129ZM168 237H169V236H168ZM168 237L166 236L165 238H168ZM0 238H1V237H0ZM48 238H49V237H48ZM72 238H73V237H72ZM72 238H71V239H72ZM124 238H125V237H124ZM161 238H162V237H161ZM55 239H56V238H55ZM127 239H128V238H127ZM127 239H126V240H127ZM16 240H17V239H16ZM16 240H15V241H16ZM22 240H23V239H22ZM128 240H129V239H128ZM136 240H138V238H137ZM158 240H159V239H158ZM170 240H171V239H170ZM19 241H20V240H19ZM162 241H163V239H162ZM131 242H132V241H131ZM140 242H141V241H140ZM148 242H149L148 244H150V241H148ZM166 242H167V241H166ZM43 243H44V242H43ZM50 243H51V242H50ZM50 243H49V245H50ZM158 243H159V242H158ZM161 243H162V242H161ZM163 243H164V242H163ZM37 244H38V243L36 242V245H37ZM39 244H40V243H39ZM59 244H60V243H59ZM59 244H57V245H59ZM151 244H152V243H151ZM151 244H150V245H151ZM153 244H155V243H153ZM42 245H43V244H42ZM61 245H64V244H61ZM61 245H60V246H61ZM155 246H156V245H155ZM155 246H154V247H155ZM167 246H168V245H167ZM4 247H5V246H4ZM65 247H66V246H65ZM146 247H147V246H146ZM150 247H151V246H150ZM171 247H172V246H171ZM7 248H8V247H7ZM27 248H28V246H27ZM30 248H31V247H30ZM105 248H106V247H105ZM144 248H145V246H144ZM152 248H153V247H152ZM8 249H9V248H8ZM10 249H11V248H10ZM18 249H19V248H18ZM106 249H107V248H106ZM147 249H148V248H147ZM11 250H12V249H11ZM66 250H67V249H66ZM144 250H145V249H144ZM149 250H151V249L149 248L148 251H149ZM6 251H7V250H6ZM9 251H10V250H9ZM33 251H34V250H33ZM36 251H37V250H36ZM40 251H41V250H40ZM40 251H39V252H40ZM45 251H46V250H45ZM146 251H147V250H146ZM4 252H5V251H4ZM4 252H3V253H4ZM28 252H29V251H28ZM31 252H32V251H31ZM31 252H30V253H31ZM42 252H44V251H42ZM162 252H163V251H162ZM165 252H166V250H165ZM1 253H2V252H1ZM59 253H61V252H59ZM144 253H145V252H144ZM157 253H158V252H157ZM49 254H50V253H49ZM152 254H153V253H152ZM155 254H156V252H155ZM165 254H166V253H165ZM2 255H3V254H2ZM10 255H11V254H10ZM46 256H47V255H46ZM16 257H17V256H16ZM77 257H78V256H77ZM18 258H19V257H18ZM26 258H27V257H26ZM30 258H31V257H30ZM82 258H83V257H82ZM87 258H88V257H87ZM10 259H13V258L11 257ZM32 259H33V258H32ZM25 260H26V259H25ZM37 261H38V260H37ZM23 262H24V260H23ZM88 262H89V261H88ZM1 263H2V262H1ZM32 263H33V262H32ZM3 264H4V263H3ZM62 264H63V263H62Z\"/></svg>","mask_w":264,"mask_h":264}]
</instances>
